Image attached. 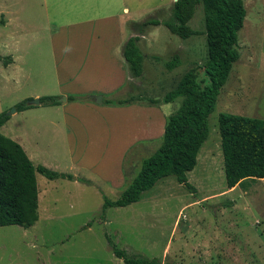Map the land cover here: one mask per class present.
Segmentation results:
<instances>
[{
	"label": "rangeland",
	"instance_id": "rangeland-1",
	"mask_svg": "<svg viewBox=\"0 0 264 264\" xmlns=\"http://www.w3.org/2000/svg\"><path fill=\"white\" fill-rule=\"evenodd\" d=\"M173 1L0 0V114L16 109L0 132L35 166L74 177L48 180L37 173L39 221L29 229L0 228V264H124L108 238L131 256L161 264H264V179L248 182L247 191L228 189L219 131L222 113L264 119V0H243L241 55L209 118L197 165L187 173L192 188L168 177L139 202L102 217L104 197H120L161 145L182 102L150 100L162 99L208 60L201 5L189 23L200 34L188 40L163 25L143 34L133 28V22L168 19ZM131 34L140 36L146 57L139 78L130 75L119 46ZM174 56L180 65L169 70L165 63ZM43 96H57L61 105L17 110ZM70 96L87 100L73 103ZM96 96H129L132 107L86 104ZM142 114L148 121L140 126Z\"/></svg>",
	"mask_w": 264,
	"mask_h": 264
},
{
	"label": "trees",
	"instance_id": "trees-1",
	"mask_svg": "<svg viewBox=\"0 0 264 264\" xmlns=\"http://www.w3.org/2000/svg\"><path fill=\"white\" fill-rule=\"evenodd\" d=\"M201 5L205 16V35L208 60L190 69L177 86L154 105L169 104L181 99L180 108L172 113L164 128L162 143L149 157L142 160L139 173L132 179L117 200L104 197L102 217L109 208H124L139 202L143 195L165 178L174 177L186 188H192L187 173L197 165L199 152L209 137V118L215 111L221 89L226 84L233 65L239 60L241 47L238 33L244 26L246 9L243 0H175L171 15L166 20L149 19L134 23L139 34L150 27L163 25L172 34L188 40L200 33L189 23ZM139 35L130 37L124 45L123 58L133 78L143 74L145 55L139 47ZM159 60L158 56L153 57ZM0 59L2 57L0 56ZM180 65L178 56L167 61L169 70ZM42 106L61 105L57 96L40 97ZM87 97H68L69 102L85 101ZM131 97L104 100L110 106H128ZM31 108L26 103L18 111ZM9 119L0 114V129ZM219 131L224 157L228 189L240 186L248 190V182L264 179V119L222 113ZM37 173L48 180H73L70 174L54 171L46 166H35L24 148L0 132V228L19 226L29 229L39 221V186ZM114 256L124 264H161L158 259L131 256L110 238Z\"/></svg>",
	"mask_w": 264,
	"mask_h": 264
},
{
	"label": "crops",
	"instance_id": "crops-1",
	"mask_svg": "<svg viewBox=\"0 0 264 264\" xmlns=\"http://www.w3.org/2000/svg\"><path fill=\"white\" fill-rule=\"evenodd\" d=\"M173 2H175V0L173 1ZM125 11H127V9H125ZM130 37H132V34L130 35ZM129 39V38H128ZM126 42H127V40H126ZM126 42H124V44H122L123 42H121L120 44H119V46H120V49H121V56H122V58H123V49H124V45H125V43ZM119 55V54H118ZM120 56V55H119ZM123 59H120L119 58V61H118V63L119 64H122L123 65V61H122ZM121 65V66H122ZM121 66H120V69H121ZM119 67V66H118ZM122 78H121V80H119V82H118V85H121V84H123V82H124V78H125V74H124V71H122ZM129 76V75H128ZM104 100V99H103ZM73 103H75V102H73ZM77 103H79V102H77ZM87 105H89V106H93L92 104H97V105H99L98 103H95V102H89V103H86ZM103 104V103H102ZM57 106H60V105H57ZM57 106H50V107H57ZM123 107H132V106H123ZM137 114V113H136ZM138 117H140V115H137ZM142 118L144 117L145 119V121L140 125V126H143L147 121H148V119L146 118V115H143L142 114V116H141ZM148 117V116H147ZM151 118H152V120H151V123L152 124H155L154 123V121L156 120L157 121V119L158 118H154L153 119V116H151ZM158 124V123H157ZM146 125V124H145ZM140 126L137 128V129H139L140 128ZM124 155H125V151H124V153H123V156L122 157H124ZM44 166V165H43ZM121 174V170H119V175ZM49 189H50V187H46V189H44L43 191H45V190H48L49 191Z\"/></svg>",
	"mask_w": 264,
	"mask_h": 264
},
{
	"label": "water",
	"instance_id": "water-1",
	"mask_svg": "<svg viewBox=\"0 0 264 264\" xmlns=\"http://www.w3.org/2000/svg\"><path fill=\"white\" fill-rule=\"evenodd\" d=\"M65 101H66V99H64ZM102 100H103V98L102 97H100V96H96V97H94V101L96 102V103H102ZM61 102V101H60ZM26 105H28V106H33V105H36V106H38V105H40V99L39 98H35V99H32V100H30V101H28L27 103H26ZM13 112H16V109H14L11 113H9L7 116H9V115H11Z\"/></svg>",
	"mask_w": 264,
	"mask_h": 264
}]
</instances>
